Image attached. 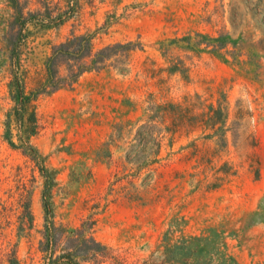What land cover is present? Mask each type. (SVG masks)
<instances>
[{"label":"rangeland","instance_id":"374dc122","mask_svg":"<svg viewBox=\"0 0 264 264\" xmlns=\"http://www.w3.org/2000/svg\"><path fill=\"white\" fill-rule=\"evenodd\" d=\"M57 3L62 22L54 16L43 27L34 17L25 27L19 65L27 92L43 74L51 48L71 34H94V52L126 42L143 49L127 64L84 74L73 89L39 97L30 144L40 157L31 160L22 154L19 127L9 115L4 36L12 10L0 0V264H7L13 248L21 264H40L46 186L47 216L56 225L75 228L98 212L96 239L129 249L133 260L148 258L176 219L189 236L222 229L240 264H264V0ZM37 9L32 0L27 10ZM161 42L173 50L162 55ZM169 104L182 111L180 120L167 114L148 122ZM219 110L225 121L216 115L208 127V115ZM148 124L163 130V139L143 200L119 199L94 211L116 172L153 159L154 145L137 137ZM138 151L139 161L129 163ZM25 198L32 222L22 228Z\"/></svg>","mask_w":264,"mask_h":264},{"label":"trees","instance_id":"16d2710c","mask_svg":"<svg viewBox=\"0 0 264 264\" xmlns=\"http://www.w3.org/2000/svg\"><path fill=\"white\" fill-rule=\"evenodd\" d=\"M38 9L27 10L32 0H6L12 10L11 21L8 22L5 32V41L9 50L10 60V81L8 92L12 107L9 115L13 117L18 125L19 142L22 154L26 157L38 159L36 149L30 144V138L36 134V114L35 102L41 96H50L61 90H70L78 83L79 79L91 72H101L112 66L127 64L131 54L136 50H142L141 43H115L107 45L94 52V34H71L63 43L51 48L50 55L44 62L43 74L36 79L35 87L26 91V77L20 74L19 53L24 40V31L27 24L32 22L34 17L43 27L51 26L54 16L62 22V15L58 8V3L53 4V0H33ZM75 3V0H73ZM73 3V4H74ZM187 39V38H186ZM183 39L171 40V44L177 45ZM162 55L169 53L171 45L165 42L160 43ZM178 47V46H175ZM114 64H107L111 62ZM174 105H166L161 108L157 106L154 111L161 108L162 114H152L148 117V122H155L158 119L164 120L168 114L174 120L182 118V111L169 108ZM179 107V106H178ZM212 109V108H211ZM214 115H208V127L216 115L222 116L223 122L226 114L222 111H214ZM154 125H143L137 130L138 140L152 143L156 150L153 152L152 160L144 167L135 170L124 168L116 172L114 180L109 183L107 191L100 197L93 206L94 211L102 210L109 202L125 199L129 202L142 201V193H146L154 170L152 165L157 162L163 137ZM175 130H167L173 133ZM145 134V137L142 134ZM13 145V144H11ZM141 152V151H140ZM140 152L128 159L129 163L138 162ZM43 167V166H41ZM42 168L41 171H43ZM145 177H142V176ZM49 186L45 187L44 192V230L41 232V240L38 242L37 252L40 254V264H240L237 259L229 252L227 236L225 231L220 228H211L200 235H185L176 224V219L170 224L169 228L158 238L154 245V251L148 258L132 259L133 254L129 249H115L95 237V226L97 214L87 216L81 220L79 226L68 228L65 225H56L53 218L47 216L48 205L45 202V193ZM22 228L32 222L30 201L26 200L21 207ZM154 253L159 256L152 260ZM156 261V262H155ZM7 264H21L16 256V248L6 254ZM253 264V263H252Z\"/></svg>","mask_w":264,"mask_h":264}]
</instances>
